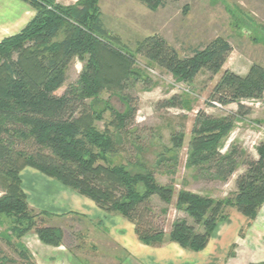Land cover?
<instances>
[{
  "label": "trees",
  "instance_id": "trees-1",
  "mask_svg": "<svg viewBox=\"0 0 264 264\" xmlns=\"http://www.w3.org/2000/svg\"><path fill=\"white\" fill-rule=\"evenodd\" d=\"M20 1L33 8L35 16L18 34L0 42V222L9 224L0 240L15 248L21 263L35 264L21 243L30 232L45 246L71 249L65 244L64 227L59 226L71 215L58 217L30 208L20 180L25 168L57 181L105 213L123 217L134 226L137 240L149 247L175 243L189 252H201L216 226L227 218V208L240 213L246 226L254 221L264 204V144L257 148L254 160L233 144L222 153L221 142L244 115L242 102L263 98L262 67L252 66L244 77L223 72L208 103L222 109L235 104L237 112L221 117L198 112L187 149L185 169L211 180L227 182L242 164L246 169L236 180L234 196L213 200L185 190L175 194L172 185L156 181L145 161L127 162V167L111 160L119 154V138L136 113L125 91L136 83L149 84L136 66V56L148 62L147 67L155 65L189 83L201 71L219 74L231 52L229 44L218 38L192 56L180 58L164 39L150 36L130 52L104 26L98 0H79L69 6L55 0ZM138 1L151 11L162 5V0ZM75 58L82 64L78 79L57 95ZM103 92L118 94L124 111H116L108 102L100 111L94 110L92 105ZM105 112L113 120L99 130L96 123L103 121ZM19 139L32 141L37 149L16 150ZM182 141V135L173 137V147H182ZM174 160L159 155L154 164L159 167ZM153 198L167 206L174 201V209L192 224L178 219L167 233L144 228L142 212ZM0 264L18 263L0 254Z\"/></svg>",
  "mask_w": 264,
  "mask_h": 264
},
{
  "label": "rangeland",
  "instance_id": "rangeland-1",
  "mask_svg": "<svg viewBox=\"0 0 264 264\" xmlns=\"http://www.w3.org/2000/svg\"><path fill=\"white\" fill-rule=\"evenodd\" d=\"M3 4L0 0V15ZM98 7L106 29L118 37L130 52H134L137 42L150 36L164 39L180 58L192 56L194 51L203 49L218 38L229 44L231 52L219 74L213 76L207 71H201L189 83L177 80L155 65L149 64L147 67L148 62L136 56V66L148 78L149 84L136 83L125 91V94L134 101L136 113L134 121L127 124L119 138L120 144L117 146L119 154L111 160L114 165L127 167L129 166L127 162L145 161L153 169L156 181L161 185H172L175 194L185 190L213 200L233 197L236 193V180L246 169L242 164L227 182L222 183L203 175L201 177V174H197L193 169L186 170L185 161L198 112L213 117L237 112L235 104L219 109L208 103L212 89L223 72L227 70L244 77L254 65L264 69V0H162V5L153 11L138 0H98ZM1 17L2 15L0 19ZM81 70L82 64L76 58L73 59L66 71V82L57 95H62L69 85L76 82ZM117 95L103 92L100 101L92 105L93 109L100 111L103 102H108L113 109L123 112L124 106ZM242 104L244 115L235 120L232 130L222 140L221 152L224 153L228 146L233 144L241 153L244 152L255 160L257 148L264 144V96L260 100L243 101ZM112 120L110 112H105L103 121L96 123V127L103 130ZM109 129L112 130L110 127ZM177 135L183 136L180 148H174L172 143L173 137ZM15 143L18 151L31 153L37 149L32 141L19 139ZM159 155L166 160L168 158L175 160L163 162L157 167L154 163ZM240 161L242 163V159ZM232 211L235 210L232 208L225 210L227 218L216 228L227 221ZM178 219H185L192 224L186 215L174 209V201L167 206L153 198L143 210L141 221L146 229L167 233L171 224ZM253 222L249 226L241 227L239 239L244 238ZM8 225V221L1 219L0 233L5 232ZM60 225L64 227L65 244L71 246L70 253L79 264H86L88 258H91V264H119L116 262L120 258L119 251L114 247L110 250L105 237H101L100 242L93 237L94 233L102 232L98 228L92 230L94 223L88 224L73 215ZM35 236L30 232L21 239L34 262L37 259L31 245L38 241ZM13 243L16 244L15 241ZM238 247H241V243L232 244L227 254L220 256V264H228L234 259L235 264H245L246 256L238 251ZM0 254L23 264L15 248L1 240ZM110 255L116 258H111ZM249 264H264V260Z\"/></svg>",
  "mask_w": 264,
  "mask_h": 264
},
{
  "label": "crops",
  "instance_id": "crops-1",
  "mask_svg": "<svg viewBox=\"0 0 264 264\" xmlns=\"http://www.w3.org/2000/svg\"><path fill=\"white\" fill-rule=\"evenodd\" d=\"M78 1L55 0L63 6L73 5ZM2 2L4 6L0 19V42L18 34L35 16L34 9L20 0ZM20 180L30 207L58 217L77 214L88 224L94 223L92 230L98 228L102 232L94 233L93 237L97 238V242L105 237L110 250L114 247L119 251L120 258L116 261L119 264H220V256L226 255L231 245L236 243H241L238 251L246 256L245 264L264 260V204L244 238L239 239V232L246 224V219L240 213L232 211L227 221L216 228L205 249L192 253L175 243L160 247L142 245L135 236L133 226L126 219L105 213L87 198L34 169H23ZM31 250L35 253L36 264H79L66 246L55 248L36 241L31 245ZM110 256L116 258L114 255ZM90 260L88 258L86 264H91ZM228 264H235V259Z\"/></svg>",
  "mask_w": 264,
  "mask_h": 264
},
{
  "label": "built area",
  "instance_id": "built-area-1",
  "mask_svg": "<svg viewBox=\"0 0 264 264\" xmlns=\"http://www.w3.org/2000/svg\"><path fill=\"white\" fill-rule=\"evenodd\" d=\"M212 106L215 107V108L222 109V107L219 104H217V103H212ZM263 174H264V169H263Z\"/></svg>",
  "mask_w": 264,
  "mask_h": 264
}]
</instances>
